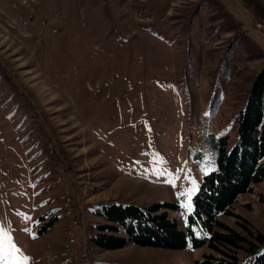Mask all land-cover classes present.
Instances as JSON below:
<instances>
[{
    "label": "rangeland",
    "instance_id": "374dc122",
    "mask_svg": "<svg viewBox=\"0 0 264 264\" xmlns=\"http://www.w3.org/2000/svg\"><path fill=\"white\" fill-rule=\"evenodd\" d=\"M239 2L0 0V224L15 264H195L211 252L101 250L93 210L173 202L184 228L192 200L178 194L192 198L215 167L203 138L229 149L264 66V22ZM237 199L219 220L264 232V182Z\"/></svg>",
    "mask_w": 264,
    "mask_h": 264
},
{
    "label": "trees",
    "instance_id": "16d2710c",
    "mask_svg": "<svg viewBox=\"0 0 264 264\" xmlns=\"http://www.w3.org/2000/svg\"><path fill=\"white\" fill-rule=\"evenodd\" d=\"M239 1L254 19L264 22V8L256 0ZM235 128L229 149L226 136L215 140L208 134L203 138L215 167L203 176L191 198L184 228L169 219L168 210L180 212L173 202L143 206L105 202L93 210L103 221L95 226L94 245L101 250L130 244L173 250L184 249L189 242L193 248L207 245L211 250L202 253L195 264H264V232L241 235L218 218L230 216L237 198L264 182V66L252 79L246 101L237 111ZM237 251L246 255L244 262L239 263Z\"/></svg>",
    "mask_w": 264,
    "mask_h": 264
},
{
    "label": "snow or ice",
    "instance_id": "6c2138e0",
    "mask_svg": "<svg viewBox=\"0 0 264 264\" xmlns=\"http://www.w3.org/2000/svg\"><path fill=\"white\" fill-rule=\"evenodd\" d=\"M209 169H212L211 161L204 169L205 174H208ZM191 183V180H189L190 185ZM172 186L176 187L174 183ZM193 190L195 189H186L178 194V198H183L185 206L190 205L191 191ZM9 232L10 230L6 231L4 225L0 224V264H9V259H11L12 264H15V255L20 251Z\"/></svg>",
    "mask_w": 264,
    "mask_h": 264
},
{
    "label": "built area",
    "instance_id": "2783aa9c",
    "mask_svg": "<svg viewBox=\"0 0 264 264\" xmlns=\"http://www.w3.org/2000/svg\"><path fill=\"white\" fill-rule=\"evenodd\" d=\"M256 27H257V28H260V27H261V25H259V24H256Z\"/></svg>",
    "mask_w": 264,
    "mask_h": 264
}]
</instances>
